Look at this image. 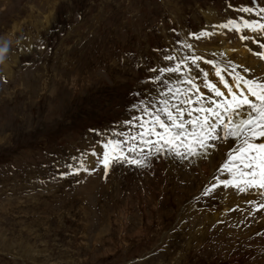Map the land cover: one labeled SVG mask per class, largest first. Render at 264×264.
I'll list each match as a JSON object with an SVG mask.
<instances>
[{
    "label": "rangeland",
    "instance_id": "obj_1",
    "mask_svg": "<svg viewBox=\"0 0 264 264\" xmlns=\"http://www.w3.org/2000/svg\"><path fill=\"white\" fill-rule=\"evenodd\" d=\"M248 1L262 4L0 0V46L8 44L0 63V264H264L256 191L221 185L203 194L214 176L231 178L219 172L231 141L208 157L165 151L147 167L113 163L107 176L97 163L109 139L140 131L142 106L160 107L164 81L185 78L182 69L154 79L150 69L175 65L166 54L235 63L263 81L264 63L232 31L202 35L220 16L255 20L239 11ZM198 63H189L190 75L207 95L202 70L222 84L212 65Z\"/></svg>",
    "mask_w": 264,
    "mask_h": 264
},
{
    "label": "snow or ice",
    "instance_id": "obj_2",
    "mask_svg": "<svg viewBox=\"0 0 264 264\" xmlns=\"http://www.w3.org/2000/svg\"><path fill=\"white\" fill-rule=\"evenodd\" d=\"M239 11L255 12L261 20L243 19L242 23L231 20L221 27L236 32L250 29L256 35H241L240 39L249 40L264 49V43L261 42L264 40V22H261L264 20V6L242 7ZM183 46L191 47L189 44ZM254 54L264 60V51ZM163 59L174 61L175 65L150 69L159 72L154 78L156 81H160L165 73H181L182 69L185 78L176 84L164 81L167 91L161 93L159 108L152 110L151 105L140 108L147 116L139 124L140 131L135 135L121 133L123 140L109 139L103 145V156L97 163L103 166L105 176L113 163L147 167L150 157L165 151L181 159L208 157L211 151H219V145L231 141L235 146L229 144V150L220 153L223 163L219 167L220 173L227 172L231 178L214 176L203 194L209 195L221 185L234 187L241 193L254 190L262 198L254 206L264 210V81L247 78L237 71L241 66L231 62L222 68L215 60H205L201 56L166 54ZM202 60L213 66L215 76L226 89L227 95L209 80V73L203 70L204 80L201 83L208 94L201 91L200 85L190 75L189 63L199 67L198 62ZM249 71L243 68V73ZM226 76L235 82L234 86Z\"/></svg>",
    "mask_w": 264,
    "mask_h": 264
},
{
    "label": "bare ground",
    "instance_id": "obj_3",
    "mask_svg": "<svg viewBox=\"0 0 264 264\" xmlns=\"http://www.w3.org/2000/svg\"><path fill=\"white\" fill-rule=\"evenodd\" d=\"M208 13H209V12H208ZM214 14H215V13H213V15H214ZM210 17H211V16H210ZM209 19H211V18H209ZM218 23H219V22H218ZM223 24H225V23H223ZM223 24H222V25H223ZM222 25H217V26H216V27H217V31H222V30H224L223 27H221ZM221 42H222V41H221ZM226 43H227V42H226ZM226 43H225V44H226ZM224 48H225V49H224V50H225V53H231V52H232V49H233L231 45H226V47H224ZM243 48H244V47H241V48H240V47H237V48L234 47V50H233V51L238 50L239 52H241V54H243L244 57H246L247 53L244 51L245 49H243ZM218 52H219V51H218ZM232 53H233V52H232ZM251 57H252V58L249 59V60H244V62L248 64V67L251 65V64H249V62L252 63L251 60H256V59H255V56L252 55ZM259 65H260V64H259ZM251 67H254V64H252ZM251 69H253V68H250V70H251ZM259 69H260V68H259ZM263 70H264V68H263ZM259 71H260V70H259ZM259 71H258V72H259ZM252 72L254 73V71H252ZM252 72H251V73H252ZM263 72H264V71H263ZM249 74H250V73H249ZM214 75H215V74H214ZM256 76H257V75H256ZM261 76H262V74H261ZM259 77H260V76H258L257 79H260V80H263V81H264V76H262V77H260V78H259ZM221 86H222V85H220V87H221ZM223 90H224V89H223ZM225 90H226V89H225ZM205 91H206V90H205ZM249 98L251 99L252 97H249Z\"/></svg>",
    "mask_w": 264,
    "mask_h": 264
},
{
    "label": "clouds",
    "instance_id": "obj_4",
    "mask_svg": "<svg viewBox=\"0 0 264 264\" xmlns=\"http://www.w3.org/2000/svg\"><path fill=\"white\" fill-rule=\"evenodd\" d=\"M8 51V44L5 42L2 46H0V63L3 62L5 56L4 54Z\"/></svg>",
    "mask_w": 264,
    "mask_h": 264
},
{
    "label": "trees",
    "instance_id": "obj_5",
    "mask_svg": "<svg viewBox=\"0 0 264 264\" xmlns=\"http://www.w3.org/2000/svg\"><path fill=\"white\" fill-rule=\"evenodd\" d=\"M88 125H90V124H88Z\"/></svg>",
    "mask_w": 264,
    "mask_h": 264
}]
</instances>
